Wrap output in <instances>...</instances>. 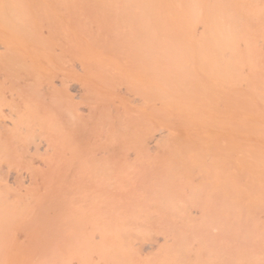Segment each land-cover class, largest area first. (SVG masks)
<instances>
[{
  "label": "rangeland",
  "instance_id": "obj_1",
  "mask_svg": "<svg viewBox=\"0 0 264 264\" xmlns=\"http://www.w3.org/2000/svg\"><path fill=\"white\" fill-rule=\"evenodd\" d=\"M131 1L147 16L127 10ZM111 3L125 7L115 18ZM182 4L0 0V134L35 147L19 162L3 159L0 264H110L88 240L111 197L84 196L72 160L51 169L37 147L119 145L134 130L161 136L140 156L100 160L119 183L112 197L126 205L140 195L139 209L171 205L241 234L253 228L255 264H264V18L170 14ZM221 23L238 32L215 36ZM206 247L210 260L235 256L230 245Z\"/></svg>",
  "mask_w": 264,
  "mask_h": 264
},
{
  "label": "bare ground",
  "instance_id": "obj_2",
  "mask_svg": "<svg viewBox=\"0 0 264 264\" xmlns=\"http://www.w3.org/2000/svg\"><path fill=\"white\" fill-rule=\"evenodd\" d=\"M181 1L183 2V8H177L170 14L178 17L186 16L190 19L197 18L199 14H202L203 19L207 21L224 19L232 22L236 19L258 20L264 18V0ZM138 3L131 1V7H126L127 10L137 11L139 15H146L148 12L147 7L138 9L137 7H141L140 5L143 4L142 2ZM110 5V9L113 10V18L119 16L125 8L116 3ZM234 27L229 23H221L214 26L215 30L212 34L219 37L229 36L231 33L238 32ZM242 31L246 34L252 33V30L248 28H244ZM204 62L206 63L208 60ZM76 87V83L70 84L72 91H75ZM159 136H161L160 133L154 136V134L147 133L144 130H134L133 132H126L119 145H112V142L108 145L94 144L80 150L73 149L69 153L58 149L50 151L49 147H46V149L43 147L37 148L43 149L48 155V159L52 162L51 169H54V164H58L59 158L60 162L64 157L66 161L68 159L72 160V163L77 165L75 166L77 169L73 172L72 170L75 167L71 163V166H73L71 174H74V178H77V175H81V173L86 177H83V179H87V184L77 188L84 196H87L88 191H91L92 196L98 199L105 196L111 197L106 207L107 210L101 216H98L96 222L92 225V228H96L97 232L88 240V242L93 240L100 256H107L110 264H211L213 258L210 260L211 255H208L210 251L206 247L207 244L214 247L220 244L230 245L232 252L235 253L233 258H227L225 262L223 258L220 259L215 255L213 260L215 264H219L217 262L255 264L258 259V251L254 245L256 244L257 231L253 228H245L243 234H241L236 231L235 227L228 224L209 226L206 222H203L202 215L196 216V213L180 216L171 205L160 211L139 209L138 202L142 199L140 195H133V198L125 199L126 205L115 200L114 196L112 197V192L119 188V183H116L115 175H112L110 168L103 169L100 160L106 159L105 155L110 153H117L120 157L126 156L129 158L131 156L129 155L130 151H133V149L135 150L134 154L140 156L154 147V145L149 144L152 140L153 142L157 140ZM0 137L1 140L10 143L0 144V160L2 161L3 159H9V161L19 162L20 151L29 152L35 148L30 145H15L12 131L4 132V134H0ZM9 161L7 163H10ZM1 164L0 173L2 174L6 165ZM76 171L79 173L75 176ZM11 172H8L10 173L9 176L14 173L11 174ZM80 175H78L79 179L82 180V175L81 178ZM1 178L4 179V175ZM1 178L0 180H2ZM7 178L9 179V177ZM2 185L0 184V190L3 188ZM122 204L124 206H121ZM8 205L10 207L14 206L12 202ZM216 227L218 228L216 229ZM211 254L214 255V253Z\"/></svg>",
  "mask_w": 264,
  "mask_h": 264
}]
</instances>
